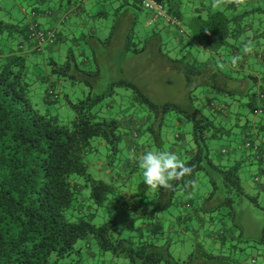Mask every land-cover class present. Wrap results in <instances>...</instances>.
<instances>
[{
	"label": "trees",
	"instance_id": "trees-1",
	"mask_svg": "<svg viewBox=\"0 0 264 264\" xmlns=\"http://www.w3.org/2000/svg\"><path fill=\"white\" fill-rule=\"evenodd\" d=\"M157 1L179 25L151 20L142 0H59L61 7L54 0H28L34 7L28 11L20 3V17L0 18V264H91L93 258L99 264L95 259L104 252L126 256L129 264H194L197 250L222 257L203 243L222 252L229 245L234 254L253 249L252 263L264 264V228L244 242L237 219L244 200L264 210V0ZM66 6L73 15L65 14L63 22L74 19L79 33L41 23L43 15ZM112 14L122 18L120 29L104 35L98 23ZM33 30H53L56 37L42 45ZM117 34L121 53L149 46L181 72L197 105L154 102L117 76L99 91L100 67L91 61L101 56L92 60L87 52ZM56 45L59 50L51 51ZM62 47L67 54L57 59ZM67 81L87 88L82 95L76 87L63 93L59 86ZM119 86L132 92L120 97ZM198 87L207 99L197 95ZM64 104L74 112L70 121L55 111ZM170 112L192 122L191 141L180 131L173 141L163 138ZM176 145L173 153L189 171L171 187L147 185L139 157L147 150L172 152ZM101 159L117 170L120 183L93 173ZM252 166L258 170L252 183L243 181L241 171ZM84 186L90 188L84 197L90 206L109 204L101 225L83 208ZM120 212L134 219L136 234H116ZM227 216L236 227L227 226ZM176 232L185 239L192 235L197 245L188 258L170 253ZM90 235L87 251L78 243Z\"/></svg>",
	"mask_w": 264,
	"mask_h": 264
},
{
	"label": "rangeland",
	"instance_id": "rangeland-1",
	"mask_svg": "<svg viewBox=\"0 0 264 264\" xmlns=\"http://www.w3.org/2000/svg\"><path fill=\"white\" fill-rule=\"evenodd\" d=\"M21 1L23 0H0V18L4 20H9L10 18L15 19L17 17H20L22 14L21 10ZM56 1V7H61L59 0H54V3ZM67 6L63 8L62 10H66ZM113 15V14H112ZM110 16L108 20L99 21V31H102V34L109 35L110 34V28H114L117 33L121 26V17L115 18L114 15ZM116 16V14H115ZM115 18V20H114ZM114 26V27H113ZM65 31L68 33H79L78 31V25L76 22H74V19L68 18L66 21ZM111 29V30H112ZM101 32H99V35H101ZM70 40H72V34L69 35ZM103 38L106 36H102ZM92 43L95 41L92 38L90 39ZM150 42V41H149ZM70 44L72 42L69 41ZM145 43L140 44L142 47ZM67 45V44H66ZM93 50L90 48V46H87L91 50L87 52L88 56H91V59L93 60L95 56L99 58V55L101 56L98 60L91 61L94 65H99L100 67V73H101V80H99L98 84V90L103 91L107 90L110 86V81H113L114 76H117L118 79L121 80H128L131 82H134L147 96L150 97L154 102L157 103H165V102H175L181 105L183 108L186 109H192L193 105H197V100H193L188 92V89L186 87V82L183 74L177 70H174L171 67V64L164 58L160 57L159 54L155 50L150 49L148 46L145 50L140 52H133V51H124L121 53V47L123 46L121 41L118 39V34L113 38L111 41L104 42V44L99 43H93ZM94 45H97L94 46ZM122 45V46H121ZM61 50L60 54L57 55V59L65 58L67 54V50L64 47ZM59 53V52H58ZM120 61L119 67L116 66V63ZM72 83L70 82H64L59 86L61 92L71 94L72 90L79 89L80 94L82 95V89L87 88V85L85 82L78 83L72 87ZM73 88V89H72ZM205 90L202 87L196 88L197 95H200L207 99L209 97L206 95V93H203ZM132 92V89L126 86H119L118 88V95L123 98L127 97ZM115 95V99L117 100L118 97ZM59 116L64 121H70L74 117V112L72 108L64 104L60 106L58 109H56ZM192 129L193 125L192 122L185 119L183 116L177 115L175 112H170L167 114L165 124L162 129V136L163 138L166 137H172L175 133H178L179 131L183 133V138L185 140H192ZM150 138L154 140L153 135H150ZM217 143V141H216ZM161 151V149H160ZM127 152H124V158L127 156ZM93 173L96 174L97 171L95 168H92ZM249 171H241V176L243 178V181L246 182L247 177L250 176L248 174ZM248 174V175H247ZM203 179L207 181L206 175H202ZM80 181L83 182V179L80 178ZM84 184V183H82ZM209 188V187H208ZM90 194V188L87 186L83 187L82 191V197H88ZM81 197V198H82ZM149 197V196H148ZM144 200V203L148 204L150 200L148 201ZM84 203L83 208L85 211H93L95 213V217L93 219V222L96 225H101L104 223V221L109 217V204H106L104 206L96 207V206H90L86 201H81ZM143 203V202H142ZM261 203L264 204V201L261 200ZM150 208V207H149ZM152 210V209H151ZM238 220L242 225V228L244 229L243 237L242 238L244 242H249V240H255L257 239L264 228V210L258 206H256L253 202L249 200H244L241 202L238 206ZM162 214V213H161ZM118 225L115 229L116 234L125 235V236H131L133 234H136L137 226L131 227L129 223L134 221L133 218H128L127 215L123 212H120L118 215ZM161 217H165L164 215H161ZM141 222V219H140ZM139 222V223H140ZM227 226L236 227L235 220L230 218V216H227L226 218ZM138 225V224H137ZM234 233L236 234V237L240 238V229L234 228ZM242 232V231H241ZM167 235L165 236V238ZM207 241L211 240V237L208 235L206 236ZM173 244L170 246V253L175 258H188L189 254L196 251L197 245L194 244V241H192V235L188 237L187 239L182 238L181 234H178V232L175 233V236L172 238ZM92 236H87L86 238L79 240V245L84 246L85 250H87V244L92 241ZM206 241V242H207ZM237 243V242H236ZM92 244V242H91ZM229 244V243H228ZM203 249H206L208 253H214L217 255H222L221 258H213L204 255L202 251H198L195 253L194 258V264H233V258L236 257L237 259H241L243 264H253L252 263V256L254 255L253 249H250L248 251L244 252H238V254H234L233 251L229 248V245L226 247V249L222 252V250L219 249H210L209 243H203L202 244ZM92 247H95L94 245ZM213 250V251H212ZM88 251V250H87ZM228 259V260H227ZM230 259V260H229ZM95 263L99 264H129V260L126 256L120 255L116 256L111 252H104L102 255H98L95 259ZM98 261V262H97ZM192 261V260H191ZM91 264H94V258L92 259ZM193 264V263H191Z\"/></svg>",
	"mask_w": 264,
	"mask_h": 264
},
{
	"label": "clouds",
	"instance_id": "clouds-1",
	"mask_svg": "<svg viewBox=\"0 0 264 264\" xmlns=\"http://www.w3.org/2000/svg\"><path fill=\"white\" fill-rule=\"evenodd\" d=\"M238 57H234L232 63L235 64ZM139 167L143 169L144 182L155 188L171 187V182L179 180L189 169L172 152L168 151H145L138 160Z\"/></svg>",
	"mask_w": 264,
	"mask_h": 264
},
{
	"label": "crops",
	"instance_id": "crops-1",
	"mask_svg": "<svg viewBox=\"0 0 264 264\" xmlns=\"http://www.w3.org/2000/svg\"><path fill=\"white\" fill-rule=\"evenodd\" d=\"M30 1V3H35L36 2V0H35V2H33V0H29ZM37 1H39V0H37ZM26 2H28V0H24L23 1V3L21 2V4L22 5H24V8H25V6H26V8H27V10L29 11L30 9H32V7H34V6H31V4H29V2L28 3H26ZM45 6L47 7V5L45 4ZM71 9H73V8H71ZM66 10H68V11H57V10H53V13H51V14H48V15H43L41 18H40V21H41V23L44 25V26H46V27H50V28H55V29H57L58 31L59 30H62V28L65 26V23L63 22V17H64V15L65 14H68V15H73V10H69V9H67L66 8ZM67 12V13H66ZM147 16H149L150 17V15H147ZM64 23V24H63ZM168 29V31L170 30L171 32H174V29L171 27V26H169V27H167ZM59 46L58 45H56V46H54V47H51L50 48V50L51 51H57V50H59ZM172 67V66H171ZM173 68V67H172ZM174 69V68H173ZM174 70H176V69H174ZM174 136H176V134H174L172 137H169L170 139H172V141H173V138H174ZM146 140H147V138L146 137H143L142 138V140H141V142L143 141V142H146ZM178 147L179 146H175V147H173V149H172V153L173 152H176L177 151V149H178ZM171 152V151H170ZM96 167H97V170H99V171H97V173L99 174V175H101L102 177H108V178H112V179H114L115 181H118L119 179H118V176H117V170L116 169H112V168H110L109 166H108V164H107V161L105 160V159H101V160H99V161H97V165H96ZM248 169H251V170H248L249 172H248V174H250V176L249 177H247V179H246V181L247 182H251L252 183V179H253V177H254V175L256 174V171H258L257 169L256 170H254V167L252 166L251 168H248ZM247 174V175H248ZM119 183H120V181H118ZM124 182V181H123ZM132 187V186H131ZM122 188V187H121ZM120 188V189H121ZM125 189H124V191L125 192H127V190H128V188H129V186H126V187H124ZM123 191V192H124ZM131 217V216H130ZM132 218V217H131ZM134 224H135V222H130L129 223V225L131 226V227H133L134 226ZM173 232H174V230H172ZM172 232V233H173ZM195 239H196V237H195Z\"/></svg>",
	"mask_w": 264,
	"mask_h": 264
},
{
	"label": "built area",
	"instance_id": "built-area-1",
	"mask_svg": "<svg viewBox=\"0 0 264 264\" xmlns=\"http://www.w3.org/2000/svg\"><path fill=\"white\" fill-rule=\"evenodd\" d=\"M142 1L144 6L153 13L151 20L154 21L157 20L158 18H163L172 24H178V25L180 24L179 20L175 16H171L168 14L166 8L163 6V4L159 3V1L157 0H142ZM32 36L40 38V43L43 45L49 41L52 42L56 37V33L53 30L47 31L46 34L44 32L33 30ZM51 93L53 92L51 91Z\"/></svg>",
	"mask_w": 264,
	"mask_h": 264
}]
</instances>
